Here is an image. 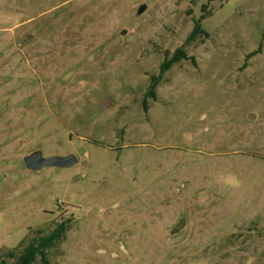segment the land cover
<instances>
[{"label": "rangeland", "instance_id": "374dc122", "mask_svg": "<svg viewBox=\"0 0 264 264\" xmlns=\"http://www.w3.org/2000/svg\"><path fill=\"white\" fill-rule=\"evenodd\" d=\"M62 223L48 264H264V0H0V263Z\"/></svg>", "mask_w": 264, "mask_h": 264}, {"label": "trees", "instance_id": "16d2710c", "mask_svg": "<svg viewBox=\"0 0 264 264\" xmlns=\"http://www.w3.org/2000/svg\"><path fill=\"white\" fill-rule=\"evenodd\" d=\"M203 19V18H202ZM202 19L198 20L196 22L195 28L191 35L188 37L186 44L191 43L196 38L197 34L199 33H205L202 29ZM188 59L187 53L185 51V46H182L181 48L177 49L172 57L166 58V60L162 63L160 69L161 74L154 78L152 81V86L149 90V96L154 97L155 96V87L157 85V81L161 76L168 70L171 69V67L180 61ZM67 230L66 224L62 223L58 225V227L51 232L49 235L41 236L40 238H34L30 241V243L18 254L16 253H10V257L15 259L12 264H37L38 257H41L44 264L47 263V255L48 250L51 249L54 245H56L63 237V234ZM0 264H6L5 261H2Z\"/></svg>", "mask_w": 264, "mask_h": 264}, {"label": "water", "instance_id": "95a60500", "mask_svg": "<svg viewBox=\"0 0 264 264\" xmlns=\"http://www.w3.org/2000/svg\"><path fill=\"white\" fill-rule=\"evenodd\" d=\"M146 9V6L143 5L139 8V13L141 14ZM112 99L107 98L102 104L101 110H106L108 106L111 105ZM77 158L75 155L70 154L67 156H52V157H44L42 151L37 150L32 152L31 154L24 157V165L26 169L30 172L41 171L43 168H68L73 166L77 162Z\"/></svg>", "mask_w": 264, "mask_h": 264}]
</instances>
